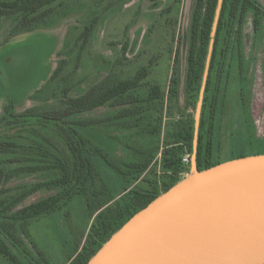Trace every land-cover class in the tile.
<instances>
[{"label": "trees", "instance_id": "1", "mask_svg": "<svg viewBox=\"0 0 264 264\" xmlns=\"http://www.w3.org/2000/svg\"><path fill=\"white\" fill-rule=\"evenodd\" d=\"M86 1L0 0V25L10 23V38L53 28L72 14L85 16L84 26L79 32L78 27L69 30L67 45L60 54L63 58L58 62L53 76L32 96L39 106L21 113L7 106L4 114L0 116V256L9 264H24L5 241L6 239L13 246L18 245L17 226L25 227L32 220L62 209L75 195L85 190L86 184H95L99 177L89 152L93 151L104 159L106 156L100 148L92 146L90 138L78 129L82 127L93 130V126L102 121L78 118L80 115L110 105L127 106L114 117L122 120L120 129L127 128L128 119L136 118L135 126L145 129V134L160 135L163 132V118L160 114H163L166 108L167 116L172 118L175 109L180 105L183 82L180 44L175 49L171 47L174 59L166 89L159 80L151 81L152 69L160 59L156 57L150 60L148 66L137 70L133 77L128 71H112L81 95L72 96L73 90L84 81L75 76L81 68L84 53L93 43L101 18L98 9L108 0H90L88 4ZM146 1L158 3L162 0ZM167 1L175 4L182 2ZM218 4L219 0H195L192 9L184 78L186 106L189 110L196 111L198 104ZM172 12L171 5L162 15ZM249 20L255 36H262L264 7L259 0H223L199 128L196 158L198 171L230 160L264 154V142L258 146L253 134L248 102H240V114L246 123L248 134V137H244L243 148L234 150L227 158H222L217 143L218 116L224 106L222 104L226 102L229 84L235 75L238 80L237 89L240 91L239 99L246 96L248 61L244 31ZM171 28L174 31L173 42H176V26ZM128 50L127 40L120 58L115 62L114 70L125 65L121 58H126ZM154 117L159 118V123L152 128ZM194 118L172 121L166 125L161 177L155 172L152 179L143 178L149 174L160 152V146L156 145L134 149L133 159L124 164L125 169H117L126 181L135 187L129 191L123 202H117L116 215L111 213L113 208L108 206L114 198L100 207L101 212L95 217L92 225V230L96 229L97 232L84 248L79 264H88L103 245L137 212L146 208L158 196L179 183L182 176L191 172V166L184 164V158L187 155L192 157L193 154ZM143 120L145 121L142 122ZM106 162H109L108 159ZM34 174L47 177L48 180L34 185L26 192L15 187L7 188L12 180ZM143 180L147 186H143ZM44 188L56 189L58 194L28 206H20L29 196ZM14 227L15 232L9 230Z\"/></svg>", "mask_w": 264, "mask_h": 264}, {"label": "rangeland", "instance_id": "2", "mask_svg": "<svg viewBox=\"0 0 264 264\" xmlns=\"http://www.w3.org/2000/svg\"><path fill=\"white\" fill-rule=\"evenodd\" d=\"M259 1L264 7V0ZM194 2L195 0H182L181 4H175L167 0L158 3L146 0H108L98 9L101 18L93 43L84 53L81 68L75 76L84 81L73 90L72 96L81 95L112 71H128L133 77L137 70L148 66L150 60L156 57L160 59L152 69L151 81L159 80L166 89L174 59L171 47L175 49L180 44L183 73L180 105L175 109L172 118L167 116L164 108L163 114H160L163 118V132L160 135L145 134V129L135 126L136 118L128 119L127 128L121 126L120 129L122 120L114 117L127 106L110 105L78 117L102 121L93 126V130L82 127H78V130L90 138L92 146L102 150L109 162L90 151L91 159L99 172L95 184H86L85 190L75 195L62 209L32 220L25 227L17 226L18 245L13 246L5 239L24 264H79L84 248L97 232L96 229L92 230V225L95 217L101 212L100 207L114 198L108 206L113 208L111 213L116 215L117 202H123L129 191L135 187L117 171L119 168L124 170V164L133 159L134 149L146 146L148 148L149 145L160 146L154 166L143 178L152 179L155 172L161 177L166 125L172 121L193 119L196 116V111L187 109L184 92L189 25ZM171 5L173 12L162 15ZM84 21L83 14H72L53 28H44L13 38H10V23L0 25V116L4 114L7 106L13 107L17 113L39 106L32 96L53 76L58 62L63 58L60 54L67 45L69 30L78 27L79 32L84 26ZM171 26H176V42L172 39L174 31ZM244 34L248 61L246 96L239 99L240 91L237 89L238 80L235 75L229 84L226 102L222 104L224 106L217 120V143L222 158H227L234 150L242 149L244 137H248L246 123L240 114V102H248L253 134L258 146L264 142V32L260 37L255 36L249 20ZM127 40L129 50L126 58H121L125 65L114 70L115 62L120 58ZM155 117L152 120V128L159 123V118ZM187 175L182 176L181 180ZM47 180V177L34 174L12 180L7 188L15 187L26 192L34 185ZM144 180L142 184L147 186ZM56 194L58 190L44 188L33 193L20 206H28ZM9 230L15 232V227ZM0 264L9 262L0 256Z\"/></svg>", "mask_w": 264, "mask_h": 264}, {"label": "water", "instance_id": "3", "mask_svg": "<svg viewBox=\"0 0 264 264\" xmlns=\"http://www.w3.org/2000/svg\"><path fill=\"white\" fill-rule=\"evenodd\" d=\"M219 0L195 116L191 172L137 212L88 264H264V154L198 171L206 82Z\"/></svg>", "mask_w": 264, "mask_h": 264}, {"label": "built area", "instance_id": "4", "mask_svg": "<svg viewBox=\"0 0 264 264\" xmlns=\"http://www.w3.org/2000/svg\"><path fill=\"white\" fill-rule=\"evenodd\" d=\"M191 163H192V157L191 155H187L185 158H184V164L186 166H191Z\"/></svg>", "mask_w": 264, "mask_h": 264}]
</instances>
